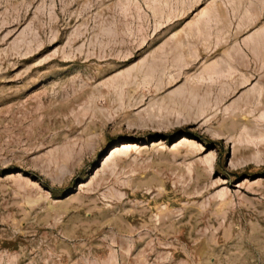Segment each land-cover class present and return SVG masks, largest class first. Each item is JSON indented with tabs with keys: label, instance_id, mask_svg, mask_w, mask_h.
Returning a JSON list of instances; mask_svg holds the SVG:
<instances>
[{
	"label": "rangeland",
	"instance_id": "rangeland-1",
	"mask_svg": "<svg viewBox=\"0 0 264 264\" xmlns=\"http://www.w3.org/2000/svg\"><path fill=\"white\" fill-rule=\"evenodd\" d=\"M262 62L264 0H0V264H264Z\"/></svg>",
	"mask_w": 264,
	"mask_h": 264
},
{
	"label": "bare ground",
	"instance_id": "bare-ground-1",
	"mask_svg": "<svg viewBox=\"0 0 264 264\" xmlns=\"http://www.w3.org/2000/svg\"><path fill=\"white\" fill-rule=\"evenodd\" d=\"M243 54V53H242ZM241 58V57H240ZM230 59V58H229ZM256 59H258V58H256ZM240 61V60H239ZM244 62H246V61H244ZM231 63V62H230ZM230 63H228V64H230ZM262 63H264V62H262ZM247 64V63H246ZM231 65V64H230ZM261 65V64H260ZM263 65V64H262ZM262 65H261V67H262ZM259 66V65H258ZM244 78H245V76H244ZM248 81V78H245V79H242V81L241 82H239V83H241V84H243V83H246ZM231 82V81H230ZM258 90V89H257ZM233 120V119H232ZM234 121V120H233ZM188 140V138L187 137H185V136H182L181 137V140H180V142L182 143V142H186ZM128 145L126 144V143H121V144H118V145H114L113 147H111L110 148V152H109V155H112V156H114L116 153H120L121 151H122V149H124V148H126ZM108 156V155H107ZM109 158V157H108Z\"/></svg>",
	"mask_w": 264,
	"mask_h": 264
}]
</instances>
